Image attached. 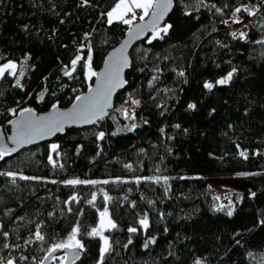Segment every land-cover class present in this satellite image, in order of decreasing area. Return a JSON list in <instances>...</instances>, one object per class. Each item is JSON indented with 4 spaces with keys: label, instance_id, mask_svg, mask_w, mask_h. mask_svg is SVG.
Masks as SVG:
<instances>
[{
    "label": "trees",
    "instance_id": "obj_1",
    "mask_svg": "<svg viewBox=\"0 0 264 264\" xmlns=\"http://www.w3.org/2000/svg\"><path fill=\"white\" fill-rule=\"evenodd\" d=\"M116 2L0 0V64L30 57L24 87L8 73L0 78V128L9 130L21 109L68 107L89 89V45L97 72L130 27L107 23ZM213 4L223 14L205 6ZM242 4L260 9L255 17L241 12L242 23L231 24ZM167 23L162 38L149 43L151 34L132 49L126 85L108 118L0 160L4 264H41L76 226L84 251L75 264H97L103 242L87 233L104 208L117 225L106 231L112 250L104 264H264V4L175 0ZM243 23L247 37L233 38L230 29ZM78 54L84 59L71 78L64 76ZM233 69L228 84H216ZM128 99L139 101L135 114L125 109ZM69 179L100 183H63ZM145 215L146 231L138 223ZM37 227L43 241L35 239ZM151 238L155 243L145 248Z\"/></svg>",
    "mask_w": 264,
    "mask_h": 264
},
{
    "label": "snow or ice",
    "instance_id": "obj_2",
    "mask_svg": "<svg viewBox=\"0 0 264 264\" xmlns=\"http://www.w3.org/2000/svg\"><path fill=\"white\" fill-rule=\"evenodd\" d=\"M173 0H117L115 5L112 7L110 11L106 13L107 23L111 25L114 21H120L123 24L132 26L134 20L136 19V10H140L142 15H140L139 19L141 21L145 20V17H150L149 21L145 24H136L134 27H130L129 31V40L125 41V44L117 49L110 57L108 61V67L106 72L101 75L92 70V55H91V47L89 45V54L85 61V68L87 69V79L91 80L92 77L97 78V84L95 88L89 87L90 95L86 96H76L75 103L71 110L61 111L57 109V105H53V111L48 116H37L31 108H24L20 110V119L17 121H10L9 123L14 124L15 135L9 137V139L17 146H22L24 144H29L34 142V140L39 137L43 138L46 135H54L57 132H63L66 125H72L77 123H95L96 121L103 118L106 115V109L110 107V98L112 91L119 86H122L124 81L120 78V74L125 67L128 66V58L124 55V51L127 48L128 44L133 39H139L141 36L145 34L146 31H151L152 36L149 39V43L152 40L162 38V33L167 34L171 25H165L163 27L160 26L161 21L164 16L168 13L172 6ZM202 3L203 0H200ZM83 4L87 5L88 0H83ZM261 4H264V0H261ZM206 7L215 8L217 13L223 14V9L217 7L216 5H205ZM225 7H229L225 5ZM260 9V5H254L253 7H249L247 5H240L233 9L231 14V22L240 24L242 21L239 18V14L241 12L247 13L250 17H255L257 12ZM130 17V18H128ZM225 24H228L229 21H223ZM248 27V25H245ZM231 35L233 38H241L245 39L247 37V33L243 30L237 32H232ZM87 34L85 35V39H87ZM84 57L80 54L76 55L75 58L71 61V68L69 69L65 66L66 70L64 71V76L69 78L72 77V74L76 71V66L78 62H80ZM235 69L231 72H228L227 75L216 81V84L226 85L229 81L232 80ZM8 73L12 76H17V64L8 61L0 65V78H3L5 74ZM20 76L23 75L21 71L19 73ZM178 76L183 77L185 75L184 72L177 73ZM157 77H153L155 80ZM17 86L20 85V80L16 81ZM212 83H205L204 87L206 89L211 90L213 88ZM42 99V97H41ZM133 104H139V101H132ZM189 108H195L194 104H190ZM14 115L15 110H10ZM136 125H132L129 128V131L134 130ZM178 127V126H177ZM163 131V129L161 130ZM99 139L104 138V133L100 132L98 134ZM2 139V136H0ZM52 151L57 149V145L53 144ZM17 151L16 147L9 148L6 143H0V160H3L6 156L11 155V153ZM240 156L247 159V154L245 152H240ZM49 160L52 161V157L49 156ZM54 163V162H53ZM127 167H131L128 165ZM8 176H14L13 173H6ZM21 179H30L29 177H21ZM160 178H157L159 180ZM165 182H167V177L163 178ZM55 183V181H53ZM63 183L67 185H80V184H97L99 181H82L80 179H69L64 181ZM103 183H109V181H103ZM139 183V180H137ZM252 196H255V193H252ZM76 197L73 196L71 198L72 201H76ZM105 201L109 200L110 197L105 193L104 194ZM219 199V197H216ZM95 200V195H93V200L88 201L89 204H93ZM67 203V202H66ZM217 211H222L223 207L216 209ZM69 211L71 209L69 208ZM100 221L98 227H93L90 232L87 233L90 237H99L101 241H103L100 249H99V259L97 264H104V260L107 254H109L112 250V245L109 241V237L104 233L109 229H116L117 225L114 223L108 216V210L105 208L102 212L99 213ZM227 215L231 216L232 212L228 211ZM139 225L143 230H147L149 228V220L147 215H145L142 219L138 221ZM2 227V226H0ZM129 233H137L138 229L136 227H129L127 229ZM80 233L79 226H76L72 229L71 234L67 238V240L54 244L49 250V255L55 253L57 250L66 249L70 253L71 262L75 264V262L80 258L81 252L84 251V245L77 238ZM5 237L8 235L7 232L0 233ZM35 239L37 241H43L45 237L41 234L39 227H37V231L34 233ZM132 243V239L129 238L128 244ZM150 243H155V239L151 238L147 240L144 244V247L147 248ZM5 248L9 247L8 244L3 245ZM128 245H125L127 248ZM48 257H45L47 259ZM23 259V257H22ZM67 256L61 259V264H66ZM0 264H4L2 260H0ZM6 264H15L14 259H7ZM195 264H202L200 260H197Z\"/></svg>",
    "mask_w": 264,
    "mask_h": 264
},
{
    "label": "water",
    "instance_id": "obj_3",
    "mask_svg": "<svg viewBox=\"0 0 264 264\" xmlns=\"http://www.w3.org/2000/svg\"><path fill=\"white\" fill-rule=\"evenodd\" d=\"M174 4H175V0H173L172 2V6L170 8V10L168 11V13L164 16L163 20L161 21L160 23V26H162L164 23L167 22L170 14L172 13L173 11V8H174ZM150 17H146L144 21H141V20H138L136 22L133 23L132 26L130 27H134L136 24H145L149 21ZM130 27L129 29L127 30V32L125 33V36L123 37V39L114 47L112 48L108 53L107 55L105 56V59L103 61V64L102 66L97 70L96 73L98 74H101L103 75L106 70H107V67H108V61H109V57L117 50V49H120L124 44H125V41H128L129 40V31H130ZM151 31H146L145 34L143 36H141L139 39H133L131 40V42L128 44L127 48L125 49L124 51V55L127 56L128 58V66L125 67L123 69V71L121 72L120 74V78L124 81V83L122 84V86H119V87H116L113 91H112V94H111V98H110V107H108L105 111H106V115L103 116V118H101L100 120L96 121L95 123H77V124H72V125H66L65 126V129L63 132H57L55 133L54 135H46L44 136L43 138H39L37 137L34 142L32 143H29V144H24L22 146H17L15 145L10 139L9 137H12L15 135V130H14V124L13 123H10V130L7 131L4 127H1L0 128V136H2V139H0V143H6L8 145L9 148H12V147H16L17 148V151L13 152V153H18L22 150H25V149H29L31 147H34V146H37V145H40V144H43V143H46V142H50L52 140H54L56 137H58L59 135L63 134L67 129H71V128H76V129H84V128H89V127H92L94 125H96L97 123H99L100 121L106 119L109 117L110 113H111V110L113 109L114 107V104H115V98L117 96V94L123 89V87L126 85V74L131 66V63H132V59H131V51L132 49L134 48V46L139 42L141 41L142 39L146 38L147 36L151 35ZM96 84H97V78L96 77H93L92 79V84H91V87L92 88H95L96 87ZM91 93H89V89L84 92L82 95L80 96H86V95H90ZM76 101L73 102V104L75 103ZM73 104H71L70 106L68 107H60V106H57V109L58 110H61V111H68V110H71L72 107H73ZM34 113L37 115V116H48L52 113L53 111V108H51L50 110L44 112V113H38L36 112L35 110H33ZM20 119V113L12 120L13 122L14 121H17ZM11 153V154H13ZM83 254V251L81 252V255L80 257L82 256ZM66 257L67 256V262L66 264H72L71 262V256H70V253L68 252V250L66 249H60V250H57L55 253H52L51 255H47L46 257H48L47 259L44 258V260L42 261L41 264H54V261L56 260V258H59V257Z\"/></svg>",
    "mask_w": 264,
    "mask_h": 264
},
{
    "label": "rangeland",
    "instance_id": "obj_4",
    "mask_svg": "<svg viewBox=\"0 0 264 264\" xmlns=\"http://www.w3.org/2000/svg\"><path fill=\"white\" fill-rule=\"evenodd\" d=\"M112 9V8H111ZM110 9V10H111ZM140 15H142V12L140 11V10H136V19L134 20V22L135 21H137V20H139V17H140ZM128 18H130V17H128ZM146 18V17H145ZM115 22V21H114ZM165 25H170L169 23H167V24H164V25H162L161 27H163V26H165ZM29 59H30V57H29V55L28 56H26L24 59H22L21 61H19V62H14V63H16L17 64V72H18V75L17 76H15V83H16V81H17V79H19L20 80V85L22 86V87H24L25 85H26V83H27V76H28V73H29V69H30V63H29ZM7 63V62H6ZM4 64V63H3ZM0 65H2V64H0ZM23 72V75L22 76H20L19 75V73L20 72ZM208 83H211V82H208ZM213 84V83H212ZM125 109H126V107H125ZM126 111H128L127 109H126ZM129 112V111H128ZM130 113V112H129ZM105 209V208H104ZM104 209H102L100 212H102ZM108 210V209H107ZM108 216H109V218L111 219V217H110V214H109V211H108ZM112 220V219H111ZM100 221V220H99ZM99 225V224H98ZM98 227V226H97ZM105 235H106V231H105V233H104ZM107 236V235H106ZM103 242V241H102ZM62 258H65V257H61V258H59V260H55L54 261V264H61V259Z\"/></svg>",
    "mask_w": 264,
    "mask_h": 264
},
{
    "label": "built area",
    "instance_id": "obj_5",
    "mask_svg": "<svg viewBox=\"0 0 264 264\" xmlns=\"http://www.w3.org/2000/svg\"><path fill=\"white\" fill-rule=\"evenodd\" d=\"M259 2H260V4H261V0H259ZM261 5H263V4H261ZM230 23L232 24V22H231V20H230ZM245 23H243V24H241V25H238V26H236V27H233V29L231 28L230 30H233V32H237V33H239V31H241V30H243V31H245L246 33H247V35H248V27H245ZM235 30V31H234ZM162 36H163V34H162ZM237 38H239V37H237ZM239 39H241V38H239ZM124 106L126 107V109L129 111V112H131V113H133V114H135L136 113V107L134 106V104L132 103V100L131 99H128L127 101H125V103H124Z\"/></svg>",
    "mask_w": 264,
    "mask_h": 264
},
{
    "label": "bare ground",
    "instance_id": "obj_6",
    "mask_svg": "<svg viewBox=\"0 0 264 264\" xmlns=\"http://www.w3.org/2000/svg\"><path fill=\"white\" fill-rule=\"evenodd\" d=\"M5 128V127H4ZM6 129V128H5ZM7 130V129H6ZM10 130V129H9ZM9 130H7V131H9Z\"/></svg>",
    "mask_w": 264,
    "mask_h": 264
}]
</instances>
